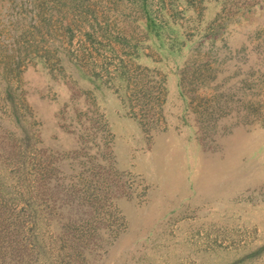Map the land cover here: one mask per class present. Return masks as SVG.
<instances>
[{"label":"rangeland","instance_id":"rangeland-1","mask_svg":"<svg viewBox=\"0 0 264 264\" xmlns=\"http://www.w3.org/2000/svg\"><path fill=\"white\" fill-rule=\"evenodd\" d=\"M0 264H264V0H0Z\"/></svg>","mask_w":264,"mask_h":264}]
</instances>
